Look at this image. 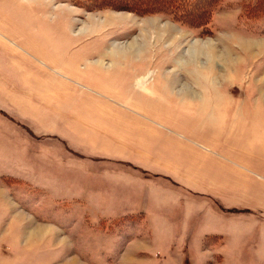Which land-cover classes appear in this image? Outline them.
Returning <instances> with one entry per match:
<instances>
[{"label": "rangeland", "instance_id": "374dc122", "mask_svg": "<svg viewBox=\"0 0 264 264\" xmlns=\"http://www.w3.org/2000/svg\"><path fill=\"white\" fill-rule=\"evenodd\" d=\"M0 264H264V0H0Z\"/></svg>", "mask_w": 264, "mask_h": 264}, {"label": "bare ground", "instance_id": "6f19581e", "mask_svg": "<svg viewBox=\"0 0 264 264\" xmlns=\"http://www.w3.org/2000/svg\"><path fill=\"white\" fill-rule=\"evenodd\" d=\"M89 23L91 24V28H94V29H98L99 27L102 28V25H103L98 20H96L94 17H89ZM151 25H153V24H151ZM151 25H149V23L147 24L149 30L156 29L155 26H151ZM157 30L166 32L167 29H162L161 30L159 28ZM144 39H145V43H146V38L144 37ZM132 48L131 49L128 48V49L125 50L122 47H116V49L112 51V57H111L112 61H114V64L126 61V60L130 59L131 57H135V58L142 57V54L144 55L146 53L145 52L146 51V49H145L146 46H141V45L134 44L132 46ZM145 82H146V80L142 76L134 78V83H136L135 84L136 85L135 88L136 87L143 88Z\"/></svg>", "mask_w": 264, "mask_h": 264}, {"label": "crops", "instance_id": "0c3cea01", "mask_svg": "<svg viewBox=\"0 0 264 264\" xmlns=\"http://www.w3.org/2000/svg\"><path fill=\"white\" fill-rule=\"evenodd\" d=\"M66 218L70 219V216H67L66 213L64 212H56L54 214V219H58V220H65ZM55 224L56 227L59 228V230L63 231L65 230L68 226H70L73 222H69V223H63V222H60V221H57V222H53Z\"/></svg>", "mask_w": 264, "mask_h": 264}, {"label": "trees", "instance_id": "16d2710c", "mask_svg": "<svg viewBox=\"0 0 264 264\" xmlns=\"http://www.w3.org/2000/svg\"><path fill=\"white\" fill-rule=\"evenodd\" d=\"M138 1H140V0H138ZM168 1V0H167ZM215 2V1H214ZM143 10H147V9H143ZM148 10H151V9H148ZM185 12H189L190 13V11L189 10H186ZM186 15V14H185Z\"/></svg>", "mask_w": 264, "mask_h": 264}]
</instances>
